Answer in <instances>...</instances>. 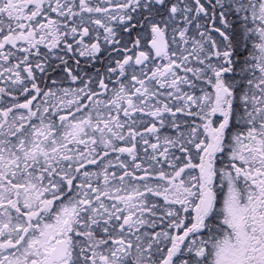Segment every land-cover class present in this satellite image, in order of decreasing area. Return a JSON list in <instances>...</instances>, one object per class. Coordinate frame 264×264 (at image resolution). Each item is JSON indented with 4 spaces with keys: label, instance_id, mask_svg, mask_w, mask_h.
<instances>
[{
    "label": "snow or ice",
    "instance_id": "snow-or-ice-1",
    "mask_svg": "<svg viewBox=\"0 0 264 264\" xmlns=\"http://www.w3.org/2000/svg\"><path fill=\"white\" fill-rule=\"evenodd\" d=\"M0 264H264V0H0Z\"/></svg>",
    "mask_w": 264,
    "mask_h": 264
}]
</instances>
